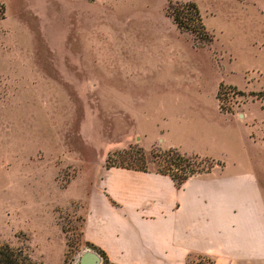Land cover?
I'll use <instances>...</instances> for the list:
<instances>
[{
    "label": "rangeland",
    "instance_id": "1",
    "mask_svg": "<svg viewBox=\"0 0 264 264\" xmlns=\"http://www.w3.org/2000/svg\"><path fill=\"white\" fill-rule=\"evenodd\" d=\"M184 1L0 0V241L72 264L108 154L140 164L143 148L154 168L195 150L220 162L202 173L250 163L264 186V0H193L203 45L166 13ZM220 80L245 92L224 89L231 114Z\"/></svg>",
    "mask_w": 264,
    "mask_h": 264
},
{
    "label": "crops",
    "instance_id": "2",
    "mask_svg": "<svg viewBox=\"0 0 264 264\" xmlns=\"http://www.w3.org/2000/svg\"><path fill=\"white\" fill-rule=\"evenodd\" d=\"M217 109L231 114L218 98ZM237 116L251 125L244 111ZM247 137L260 146L261 139ZM248 150L241 153L246 163ZM85 204L82 238L104 250L110 264H200L198 256L213 264H264V186L250 163L194 173L180 186L153 168L104 165ZM77 252L72 264H102L94 249Z\"/></svg>",
    "mask_w": 264,
    "mask_h": 264
},
{
    "label": "trees",
    "instance_id": "3",
    "mask_svg": "<svg viewBox=\"0 0 264 264\" xmlns=\"http://www.w3.org/2000/svg\"><path fill=\"white\" fill-rule=\"evenodd\" d=\"M167 15L170 16L176 26L193 35L198 45L211 40L212 36L205 27L198 5L193 0L184 2H170L167 7ZM233 89L234 92L244 95L245 92L237 88L236 85H226L223 81L218 83L216 97L222 101L224 89ZM220 109L223 111H231L230 106H226L223 102L219 103ZM140 156H138V163L116 164L112 160L111 154H108L105 160V166L120 165L126 167L137 168L141 170L152 169L147 166V159L143 148H139ZM118 153V152H116ZM163 157V162L159 163L153 169L170 175L177 186H180L190 175L208 170L214 163L220 164L214 158L209 156H201L197 153L186 154L180 151L177 147L169 146L160 154ZM88 247L96 250L102 256V264H110L106 253L99 246L90 241H85ZM67 261V253L64 257V264ZM0 264H46L42 261L33 260L30 255L21 247H14L10 243L0 241ZM211 264H213L211 262Z\"/></svg>",
    "mask_w": 264,
    "mask_h": 264
},
{
    "label": "water",
    "instance_id": "4",
    "mask_svg": "<svg viewBox=\"0 0 264 264\" xmlns=\"http://www.w3.org/2000/svg\"><path fill=\"white\" fill-rule=\"evenodd\" d=\"M98 257L101 258L100 255H98Z\"/></svg>",
    "mask_w": 264,
    "mask_h": 264
},
{
    "label": "built area",
    "instance_id": "5",
    "mask_svg": "<svg viewBox=\"0 0 264 264\" xmlns=\"http://www.w3.org/2000/svg\"><path fill=\"white\" fill-rule=\"evenodd\" d=\"M101 256V255H100Z\"/></svg>",
    "mask_w": 264,
    "mask_h": 264
}]
</instances>
